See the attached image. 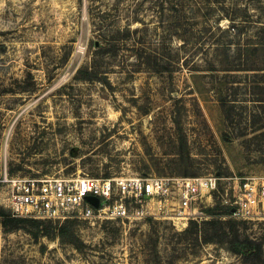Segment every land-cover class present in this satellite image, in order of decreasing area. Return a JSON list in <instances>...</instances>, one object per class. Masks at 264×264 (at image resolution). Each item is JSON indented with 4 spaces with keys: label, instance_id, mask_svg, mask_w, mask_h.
Returning a JSON list of instances; mask_svg holds the SVG:
<instances>
[{
    "label": "rangeland",
    "instance_id": "rangeland-1",
    "mask_svg": "<svg viewBox=\"0 0 264 264\" xmlns=\"http://www.w3.org/2000/svg\"><path fill=\"white\" fill-rule=\"evenodd\" d=\"M255 1L0 0V177L6 167L34 178L264 177V115L255 127L248 113L229 125L203 68L177 70L173 80L147 70L130 77L137 51H159L168 61L209 50L218 18L227 29V15L257 16L264 0ZM128 30L138 33L126 38ZM113 43L117 56L98 70L108 82L79 79L92 52ZM215 208L186 226L70 218L9 232L0 217V264H245L246 237L264 252V221L236 220L232 231L228 217L213 220ZM0 211L10 215L1 184ZM192 222H218L221 238L201 245L181 237ZM250 264H264V255Z\"/></svg>",
    "mask_w": 264,
    "mask_h": 264
},
{
    "label": "built area",
    "instance_id": "built-area-1",
    "mask_svg": "<svg viewBox=\"0 0 264 264\" xmlns=\"http://www.w3.org/2000/svg\"><path fill=\"white\" fill-rule=\"evenodd\" d=\"M4 202L11 216L41 222L70 218L96 221H138L148 218H207L204 210L220 206L230 218L264 221V177L220 178L124 175L110 179L89 176L15 177L2 172ZM88 198L97 200V205Z\"/></svg>",
    "mask_w": 264,
    "mask_h": 264
},
{
    "label": "trees",
    "instance_id": "trees-1",
    "mask_svg": "<svg viewBox=\"0 0 264 264\" xmlns=\"http://www.w3.org/2000/svg\"><path fill=\"white\" fill-rule=\"evenodd\" d=\"M255 6L257 7L255 10H259L261 13L257 16L250 15L247 9L242 10L244 14L240 17L225 16L230 18L231 21V26L227 29L219 27L222 18H218L215 24L216 29L211 30L213 32L210 35L212 48L210 47L209 50L198 49L199 53L203 51L199 54L203 55L201 59L204 62L203 67L197 66L195 59L199 56L197 51L189 54L186 52L184 57H179V54H177V56L166 61L162 56V52L141 49L135 54L138 69L130 72V77L139 70H147L162 77L167 74L166 79L173 80L177 70L187 69L189 72H200L199 69L203 68L202 72L206 73L205 76L218 91V100L228 124L233 125L237 117H242L248 113L249 126L255 127L258 125L259 119L262 120L261 116L264 115V7ZM127 33L126 38L132 34L136 35L138 31L131 32L128 30ZM113 44L114 46L111 48L100 47L98 50L93 51L91 63L78 71V78L85 81L101 80L108 82V76L98 70L106 64L104 61L107 57L115 58L117 56L118 48H116V43ZM216 207L211 211L213 220L224 216L228 217L231 224L230 230L233 231L234 226L232 223H235L236 220L230 218L231 210L218 205ZM0 217H4L2 225L9 232L17 230L18 225L23 222L33 224L41 222L13 218L11 214L8 215L2 211H0ZM217 223L207 222L202 227L197 222H192L189 228L179 235L193 239L197 243L201 240V245L214 244V241H217L222 235L216 229ZM207 225L213 226V234L205 232ZM47 235L43 233V236ZM69 241L72 242L73 240L70 239ZM245 244L246 246L242 250L243 262L245 264L263 263L262 244L249 237H246ZM154 256L156 258L154 261H159L160 255L157 247L154 249Z\"/></svg>",
    "mask_w": 264,
    "mask_h": 264
},
{
    "label": "water",
    "instance_id": "water-1",
    "mask_svg": "<svg viewBox=\"0 0 264 264\" xmlns=\"http://www.w3.org/2000/svg\"><path fill=\"white\" fill-rule=\"evenodd\" d=\"M88 200L91 202V203H94L95 205H97V200L94 199V198H88Z\"/></svg>",
    "mask_w": 264,
    "mask_h": 264
}]
</instances>
